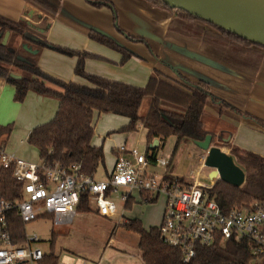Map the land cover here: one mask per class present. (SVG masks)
<instances>
[{
  "label": "trees",
  "instance_id": "1",
  "mask_svg": "<svg viewBox=\"0 0 264 264\" xmlns=\"http://www.w3.org/2000/svg\"><path fill=\"white\" fill-rule=\"evenodd\" d=\"M49 16H56L62 9V0H25ZM97 7L108 6L113 11L116 28L126 34L118 24V15L114 4L110 0H87ZM149 3L165 7L171 11L177 10L179 17L201 19L184 9H177L167 5L163 0H146ZM208 22V21H206ZM210 23V22H208ZM216 31H212V44L228 58L226 63L233 69H242L248 74H256L263 53L264 45L245 39L213 23ZM10 37L3 43L5 33ZM30 28L26 21H14L0 15V77L5 78L15 86L14 99L23 101L32 90L45 96L57 97L59 102L55 116L43 124L33 128L30 143L39 150L41 158L49 161L81 162L86 173L94 174L100 163L104 164V150L102 146L92 144L94 135V114L115 113L129 117V123L118 131H132L138 122L147 128V151L155 158L157 151L164 145L165 140L175 135L177 143L174 152L182 140H203L209 132L203 127V113L206 104L212 99V93L205 86V81H192L179 72L176 79L152 75L143 87L125 82L110 80L102 76L91 74L84 69V60L91 56L81 52L40 40L30 35ZM21 35L24 42L35 48L50 47L68 55H77L78 63L75 71L84 76L91 86L75 82H65L44 72L38 63L39 53L27 51L21 46H14L15 37ZM89 36L107 44L123 54V61L135 55L134 52L119 44L113 37L98 30L91 29ZM134 42H144L150 48L146 39L140 36L127 34ZM243 46V47H240ZM259 52V53H258ZM243 58H237V56ZM245 68V69H244ZM17 72L19 78L11 73ZM145 97L151 98L150 107L145 115H140V106ZM233 111L240 113L235 106L225 103ZM244 115L260 126L264 127V119L245 112ZM12 126H0V137L10 133ZM155 139L158 144L150 147ZM230 147L235 161L245 171V181L240 186L217 179L211 187H202L209 198L216 200L223 210L233 207L251 211L257 203L264 201V157L238 146ZM22 183L12 175L11 168L0 167V194L7 200H16L20 197ZM157 198H150L154 202ZM129 200L126 206H130ZM81 211H88L85 201L78 207ZM12 237L15 241L24 240L25 234L21 231L22 220L16 212L6 214ZM128 229L139 235L138 246L144 264H264V256L253 254L254 243L248 238L227 240L217 239L210 245L197 248L196 255L186 262L177 248L169 246L160 239L158 226L149 229L143 227L137 218H127L122 223ZM55 232H52L51 249L54 246ZM59 257L46 251L45 259L41 264H58Z\"/></svg>",
  "mask_w": 264,
  "mask_h": 264
},
{
  "label": "crops",
  "instance_id": "2",
  "mask_svg": "<svg viewBox=\"0 0 264 264\" xmlns=\"http://www.w3.org/2000/svg\"><path fill=\"white\" fill-rule=\"evenodd\" d=\"M110 1L116 8L120 28L126 34L143 37L150 48L144 42L130 40L116 28L110 7H97L87 0H62L63 10L54 17L25 0H0V15L14 21H26L30 32L51 44L89 53L91 56L85 58L84 69L91 74L141 87L147 84L152 75L176 79L177 72L194 82L205 81L206 88L212 93V99L204 109L203 127L212 138L216 134L219 136L220 141L213 144L226 151L222 144L229 142L232 146L264 157V127L244 115L249 112L264 119V51L253 47L263 53L256 74L233 69L224 61L223 66H212V62L204 59L212 61L211 32L215 31L212 24L200 19H182L177 10L161 8L146 0ZM91 28L109 34L135 55L123 61L121 51L89 36ZM36 51L39 53V66L44 72L65 82L92 85L88 79L76 73L79 59L77 55H68L50 47ZM14 94L15 86L0 77V105L3 100L11 101ZM59 102L57 97L30 90L23 101L14 102L16 106L11 112L8 111V105L4 104L0 108V122H12V130L0 137V145L17 157L39 162V150L29 139L34 127L55 116ZM225 103H230L241 112L233 111ZM150 104L151 98L146 111L141 112L142 101L140 115L147 113ZM97 113L96 111L94 118ZM105 117L107 122L102 132L106 130V136H95L94 125L92 144L103 147L107 176L114 166L121 144L137 147L142 142L147 144V128L142 122H138L135 130L118 131L129 123V117L110 112ZM27 140L30 147L27 146ZM177 141V137L171 135L164 142V155L159 156L157 151L158 157L169 160L168 171L162 165L154 163L148 170L160 176L166 173L183 176L211 187L217 176L210 175L211 168L205 169L206 153L200 157L202 163H193L187 154L178 158L176 151L174 152ZM189 143L195 144L193 141L182 140L179 145L188 146ZM228 148L230 152V147ZM114 242L115 239L111 237L107 245L111 246ZM119 261V264H140L134 259Z\"/></svg>",
  "mask_w": 264,
  "mask_h": 264
},
{
  "label": "built area",
  "instance_id": "3",
  "mask_svg": "<svg viewBox=\"0 0 264 264\" xmlns=\"http://www.w3.org/2000/svg\"><path fill=\"white\" fill-rule=\"evenodd\" d=\"M167 168L169 160L151 156L137 146L126 143L118 147L112 170L104 178L86 173L81 162H39L17 157L0 145V167L11 168L13 177L22 183L20 197L7 200L0 194V264H41L46 251L40 246L39 234H26L15 241L7 212L15 211L26 223L48 217L54 226L68 223L85 201L88 211L100 216L116 217L135 193L141 199L163 196L165 206L158 225L163 243L177 248L182 259L190 261L197 248L217 239L248 238L254 243L253 254L264 256V201L251 211L233 207L223 210L219 203L203 192L204 185L183 176L156 175L151 164ZM206 187V186H205ZM123 217L121 223L126 221Z\"/></svg>",
  "mask_w": 264,
  "mask_h": 264
},
{
  "label": "rangeland",
  "instance_id": "4",
  "mask_svg": "<svg viewBox=\"0 0 264 264\" xmlns=\"http://www.w3.org/2000/svg\"><path fill=\"white\" fill-rule=\"evenodd\" d=\"M181 18L189 19L185 17ZM30 35L40 40L38 35H35L32 32L30 33ZM9 37L10 32L7 40L9 39ZM212 40L213 42L217 41L214 39ZM13 44L17 49L21 48L22 46L27 51H29L30 48L33 52H36V50H38L32 44L24 42L21 38V35L15 37V41ZM25 45L27 47H25ZM216 49L218 50V46L212 44V55L219 58L220 60L214 58L213 56L212 60L220 62L224 65V62L226 63V61H228V58L224 55V53H220V50L218 51V55H215V52L217 53ZM242 56L243 55H239L237 56V58H243ZM240 70L242 72H245L242 69ZM14 100V98H12L11 101L3 100L0 108H2L4 104L6 106L8 105V111L11 112L16 106L14 105V102H17V100ZM149 102L150 97H145L143 100V105L141 107V112L146 111ZM223 108H225V106ZM105 114L106 113H97L96 117L93 120L96 127L95 136H106V130L105 132H102L107 122ZM11 123L12 122L10 121L0 122V125L9 126L12 125ZM217 141H220V139L216 134V136L212 138V144ZM100 143L102 144V141ZM189 144L190 145L188 146H185L184 144L179 145L176 151L177 157L179 158L183 154H187V156L192 159L193 163L197 161H201L202 163L203 161L200 157L201 155H205L206 151L196 144ZM222 145L226 149V151L229 152V146H227L226 144ZM27 146H31L28 143V140ZM163 147L164 145L158 150L159 156L164 155ZM139 148L141 151H145L147 149V145H144L142 142L141 144H139ZM207 168L210 167L205 166V169ZM105 174V164L100 163L95 172V176L97 178H104ZM135 196L137 197V200L136 202H132L130 206L123 207L124 203L117 200L119 211L116 217L113 218L100 216L92 211L80 213L77 212V215H75L73 219L65 225L54 226L48 217L40 216L35 220L26 223L22 222L21 231L24 234H39L42 238L40 246L45 251L50 252L52 250V252H54L59 257L58 264H119V260L121 259H134L135 261H138L140 264H142L141 249L138 246L139 235L135 231L130 230L125 225H123L121 223V219L123 217L129 219L137 218L141 221L143 227H145L146 229H149L152 226H158L164 210L165 200L163 196H159L156 201L148 202L142 200L140 194L138 193H135ZM52 232H55V237L54 246L51 249ZM111 237L115 239V242L110 246L107 245V241Z\"/></svg>",
  "mask_w": 264,
  "mask_h": 264
},
{
  "label": "water",
  "instance_id": "5",
  "mask_svg": "<svg viewBox=\"0 0 264 264\" xmlns=\"http://www.w3.org/2000/svg\"><path fill=\"white\" fill-rule=\"evenodd\" d=\"M163 1L173 8L184 9L201 19L220 26L245 39L264 45V0ZM61 10H63V7ZM91 29L107 34L97 28ZM8 36L9 31L5 33L3 43L7 42ZM118 43L121 44L120 42ZM25 47L27 46L25 45ZM204 59L209 61V63L212 62V66H223L220 62ZM11 75L16 78L20 77L19 74L15 73H11ZM194 143L206 151L204 165L212 169L210 172L211 176L219 175L217 179L220 178L236 186H240L244 183V169L235 161L232 153L223 150L218 145L212 144L211 134H207L203 140H196ZM157 144L158 139H155L150 147L153 148L157 146Z\"/></svg>",
  "mask_w": 264,
  "mask_h": 264
}]
</instances>
